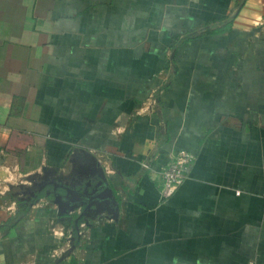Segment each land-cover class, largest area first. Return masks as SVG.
<instances>
[{
    "label": "crops",
    "instance_id": "0c3cea01",
    "mask_svg": "<svg viewBox=\"0 0 264 264\" xmlns=\"http://www.w3.org/2000/svg\"><path fill=\"white\" fill-rule=\"evenodd\" d=\"M89 156L114 207L59 210ZM8 220L0 264H264V0H0Z\"/></svg>",
    "mask_w": 264,
    "mask_h": 264
},
{
    "label": "water",
    "instance_id": "95a60500",
    "mask_svg": "<svg viewBox=\"0 0 264 264\" xmlns=\"http://www.w3.org/2000/svg\"><path fill=\"white\" fill-rule=\"evenodd\" d=\"M86 160L87 169L85 174L77 180L79 188L70 189L67 185H57L56 188L62 190V194L53 190L54 202L58 204V209L73 210L79 207L82 215L89 211L90 206L107 204L114 207V200L110 189L104 182L103 171L96 159L89 156ZM98 178V180H96ZM64 205V206H62Z\"/></svg>",
    "mask_w": 264,
    "mask_h": 264
},
{
    "label": "built area",
    "instance_id": "2783aa9c",
    "mask_svg": "<svg viewBox=\"0 0 264 264\" xmlns=\"http://www.w3.org/2000/svg\"><path fill=\"white\" fill-rule=\"evenodd\" d=\"M192 161V155L185 151H178L157 171L156 175L159 178L160 193L164 198L170 196V194L181 184ZM140 167L142 170L150 171L148 163L143 162L140 164ZM77 227V235L81 236L85 224L79 223Z\"/></svg>",
    "mask_w": 264,
    "mask_h": 264
},
{
    "label": "trees",
    "instance_id": "16d2710c",
    "mask_svg": "<svg viewBox=\"0 0 264 264\" xmlns=\"http://www.w3.org/2000/svg\"><path fill=\"white\" fill-rule=\"evenodd\" d=\"M11 224V220H8L4 225L0 226V229L4 228V227H10Z\"/></svg>",
    "mask_w": 264,
    "mask_h": 264
}]
</instances>
